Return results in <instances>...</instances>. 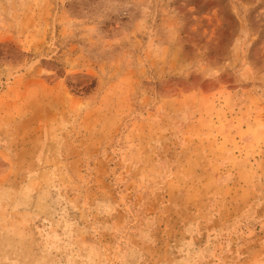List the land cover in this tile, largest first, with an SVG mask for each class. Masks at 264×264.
I'll return each mask as SVG.
<instances>
[{"label": "rangeland", "instance_id": "374dc122", "mask_svg": "<svg viewBox=\"0 0 264 264\" xmlns=\"http://www.w3.org/2000/svg\"><path fill=\"white\" fill-rule=\"evenodd\" d=\"M0 264H264V0H0Z\"/></svg>", "mask_w": 264, "mask_h": 264}]
</instances>
